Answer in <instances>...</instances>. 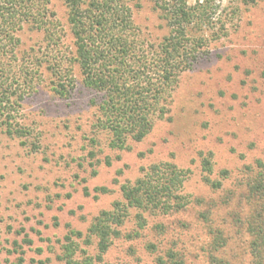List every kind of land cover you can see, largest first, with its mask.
I'll return each instance as SVG.
<instances>
[{"label": "rangeland", "instance_id": "rangeland-1", "mask_svg": "<svg viewBox=\"0 0 264 264\" xmlns=\"http://www.w3.org/2000/svg\"><path fill=\"white\" fill-rule=\"evenodd\" d=\"M51 8L65 48L74 50L64 0H51ZM214 10L213 24L203 33L205 53L181 74L170 111L143 142L127 149H112L99 133L98 157L90 160L94 94L78 85L61 97L52 90L51 76L44 75L21 108L34 140L0 138V264H65L68 236L78 244L79 264H155L145 249L150 241L162 253L174 251V264H210L205 210L226 238L217 255L231 264H257L249 220L254 212L264 214V197H247V182L264 170V0H216ZM135 16L151 40L158 43L168 33L151 2ZM21 38L25 51L45 49L41 31L26 27ZM209 152L211 177L223 180L218 189L205 181L201 168ZM166 161L188 171L184 193L191 203L166 215L147 213L148 229L139 236L131 216L123 236L98 258L96 239H86L94 219L122 199L121 185L138 179L142 167ZM158 224L164 225L162 235L151 229Z\"/></svg>", "mask_w": 264, "mask_h": 264}, {"label": "trees", "instance_id": "trees-1", "mask_svg": "<svg viewBox=\"0 0 264 264\" xmlns=\"http://www.w3.org/2000/svg\"><path fill=\"white\" fill-rule=\"evenodd\" d=\"M215 1L198 0L191 5L188 0H64L74 45L69 51L62 42V25L51 0H0V138L34 140L32 126L25 123L21 108L48 74L52 90L61 97L70 96L78 85L94 94L90 104L96 108L97 118L90 139V160L98 157L99 133L106 135L112 149L123 150L143 142L170 111L181 74L203 57L207 46L203 33L213 24ZM144 2L154 5L168 28L158 43L136 22L135 11ZM26 27L43 32L44 50L21 49ZM201 168L212 188L222 187V179L211 177L213 153L203 156ZM141 171L138 179L121 185L122 199L114 202L112 209L102 211L88 229L86 239H96L98 258L123 236L122 227L131 216L133 231L139 236L148 229L147 213L166 215L191 203L184 193L186 169L166 161ZM253 174L247 182V197H264V170ZM221 176L228 178V170H222ZM201 217L209 228L210 264H231L217 255L226 246V238L212 226L210 211H203ZM151 229L162 235L164 225ZM249 230L254 236L251 249L257 264H264L263 212L251 215ZM77 248L76 241L68 236L63 251L65 264H79L74 257ZM145 249L154 255L155 264L177 262L174 251L162 253L155 241L146 243Z\"/></svg>", "mask_w": 264, "mask_h": 264}]
</instances>
